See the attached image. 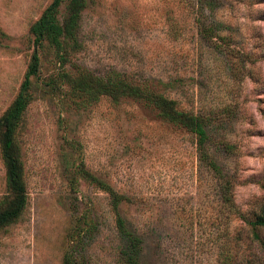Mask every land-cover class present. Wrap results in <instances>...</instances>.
Returning <instances> with one entry per match:
<instances>
[{"label": "rangeland", "instance_id": "obj_1", "mask_svg": "<svg viewBox=\"0 0 264 264\" xmlns=\"http://www.w3.org/2000/svg\"><path fill=\"white\" fill-rule=\"evenodd\" d=\"M50 1L0 0V115ZM74 36L62 62L36 47L14 135L26 203L0 228V264H264V0H85ZM83 70L174 100L204 151L144 95L77 96L66 79Z\"/></svg>", "mask_w": 264, "mask_h": 264}, {"label": "trees", "instance_id": "obj_2", "mask_svg": "<svg viewBox=\"0 0 264 264\" xmlns=\"http://www.w3.org/2000/svg\"><path fill=\"white\" fill-rule=\"evenodd\" d=\"M64 0H51L41 11L40 15L29 26L28 32L32 36L34 49L23 74L18 90L0 115V157L4 166L6 193L0 201V228L17 218L26 203V186L23 179L22 164L14 135L21 120L22 114L30 101L31 77L35 76L38 67L36 47L46 42L52 46L62 62L66 53V45L75 42V31L78 18L85 0H66V14L61 22L57 19L58 6ZM71 91L85 100H95L100 95L116 99L121 95L140 97L144 95L155 107L159 109L162 118L171 123L184 127L193 137L197 149L204 151L206 132L199 118L189 112L175 107V101L161 95L144 94L135 84L130 83L123 76L112 74L104 78L94 77L83 70L66 79ZM143 93V94H142ZM85 177L95 179L86 170H80ZM103 183V182H101ZM111 197V204L116 207L120 201L119 196L105 184H101ZM254 225L264 226V205L261 213L253 222ZM119 231L125 232L122 218H116ZM135 239V238H134ZM135 246L136 244L133 243ZM70 257L65 254L63 264H71Z\"/></svg>", "mask_w": 264, "mask_h": 264}]
</instances>
